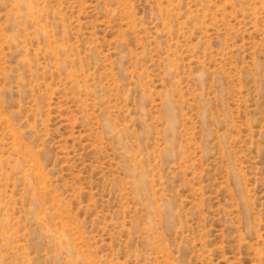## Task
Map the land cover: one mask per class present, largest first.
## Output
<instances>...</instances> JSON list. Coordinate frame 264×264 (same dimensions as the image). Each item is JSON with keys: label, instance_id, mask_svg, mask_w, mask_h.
I'll list each match as a JSON object with an SVG mask.
<instances>
[{"label": "rangeland", "instance_id": "rangeland-1", "mask_svg": "<svg viewBox=\"0 0 264 264\" xmlns=\"http://www.w3.org/2000/svg\"><path fill=\"white\" fill-rule=\"evenodd\" d=\"M0 264H264V0H0Z\"/></svg>", "mask_w": 264, "mask_h": 264}]
</instances>
